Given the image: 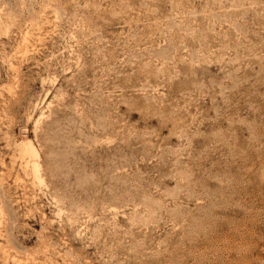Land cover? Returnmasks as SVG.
<instances>
[{"label": "rangeland", "instance_id": "374dc122", "mask_svg": "<svg viewBox=\"0 0 264 264\" xmlns=\"http://www.w3.org/2000/svg\"><path fill=\"white\" fill-rule=\"evenodd\" d=\"M0 264H264V0H0Z\"/></svg>", "mask_w": 264, "mask_h": 264}, {"label": "bare ground", "instance_id": "6f19581e", "mask_svg": "<svg viewBox=\"0 0 264 264\" xmlns=\"http://www.w3.org/2000/svg\"><path fill=\"white\" fill-rule=\"evenodd\" d=\"M22 149H23V152L30 157V160L32 162L33 171L35 175L40 179L42 175L40 173L41 164L39 161V158H40L39 150L37 149V147L33 144L31 140L24 142L22 144Z\"/></svg>", "mask_w": 264, "mask_h": 264}]
</instances>
